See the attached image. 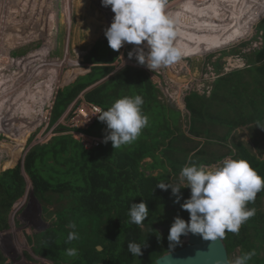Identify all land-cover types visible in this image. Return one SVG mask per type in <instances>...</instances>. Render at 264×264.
I'll return each instance as SVG.
<instances>
[{"label":"trees","instance_id":"1","mask_svg":"<svg viewBox=\"0 0 264 264\" xmlns=\"http://www.w3.org/2000/svg\"><path fill=\"white\" fill-rule=\"evenodd\" d=\"M257 5L252 6L257 10ZM179 7L187 10L186 6ZM251 7L247 12L251 13L250 19L257 21L262 18V14L254 15ZM171 19L175 32L184 28V23L178 22L177 17ZM107 44L108 40L96 43L84 60L92 63L89 71L59 89L54 99L56 71L50 82L39 83L32 95L35 106L43 109L41 103L47 106L55 100L53 113L57 117L80 90L109 74L111 66L95 65L117 57L118 50H113L109 44L108 49ZM107 49L108 53L105 52ZM257 56L248 61L251 66L218 76L210 95L192 91L186 96L193 136L207 135L209 140H216L217 134L213 130L226 126L227 130L218 136L225 141L239 127L247 125L254 129L264 125V49ZM257 63L262 64L257 66ZM160 91L147 70L127 65L86 89L83 97L107 110L121 97L140 95L144 100L141 112L147 116L148 124L137 140L115 149L111 141L86 148L71 134H60L27 153L24 166L38 197L49 200L48 195L56 194L59 199L66 200L63 208L52 213L49 227L37 235V252L41 256L55 264H156L159 256L171 251L167 237L174 218L189 219L188 211L182 210L180 204L190 197V189L182 188L180 203H174L171 189L162 190L156 187L158 183H178L182 167L189 162L200 166L212 165L226 155L247 160L264 177V159L240 140L234 143L238 151L226 154L209 152L196 145L184 147L180 143L181 138L191 142L195 137L175 130L180 110L160 101ZM43 112L36 111L35 116L31 114V122L25 124L26 119L23 120V129H20L7 117L9 114H4V108L1 110L4 125L0 131V145L8 148L11 156L10 161L2 165L6 169L0 173V222L24 189L20 163L10 167L13 156L19 151V143L39 123L35 118ZM151 119L156 124L153 129ZM75 129L104 137L106 125L97 120L87 129ZM12 137L19 141L12 144L8 141ZM146 158L152 161H145ZM150 170L158 172L147 173ZM259 193L253 202L246 204L247 209H255V214L240 225L238 233L226 231L223 238L230 253L236 248L240 249V255L255 251L248 264H264V207L261 197L264 190ZM142 200L147 204L148 217L142 225H137L130 222L128 213L132 203ZM69 223H75V229L69 228ZM73 231L79 238L68 242V234ZM130 242L145 244L141 256H133L128 251ZM98 245L102 246V251L96 250ZM68 248H76L78 255L67 256Z\"/></svg>","mask_w":264,"mask_h":264},{"label":"rangeland","instance_id":"2","mask_svg":"<svg viewBox=\"0 0 264 264\" xmlns=\"http://www.w3.org/2000/svg\"><path fill=\"white\" fill-rule=\"evenodd\" d=\"M187 1L189 3L185 4ZM253 4H258L257 10ZM179 6H186L187 10ZM248 7H251L254 15L262 14V18L257 21L250 19ZM163 11L170 19L177 17L178 22L184 23V28L175 32L174 39V46L178 47L180 38L177 34L186 35L184 39L188 46L186 51H182L184 55L180 60L151 71L139 64L135 57L129 59L128 52L136 46L125 44L118 50L114 60L95 64L111 66L110 73L85 86L68 102L62 114L54 117L55 100H51V104L47 106L41 103L43 109L35 106L33 90H37L36 86L41 82H50L56 71L54 99L57 91L64 85L68 86L79 75L88 72L92 63L83 60L96 43L107 40L104 32L110 27L114 12L111 6H102L101 0H0V114L4 108V114H9L10 117H7L12 119V123L23 129V120L26 119L25 124H28L32 120L31 114L35 116L36 111H44L43 115L35 118L39 122L37 126L19 143V151L13 156V164L10 166L20 163L24 189L11 208L5 211V218L0 222V264H55L37 252V235L49 227L52 213L63 208L66 200L59 199L56 194L48 195L49 200L38 197L24 162L31 149L48 142L53 136L71 134L78 140L88 138L82 132L72 129L69 118L70 108L77 105L76 99L81 101L86 89L127 65L144 66L149 74L153 73L152 80H155L161 90L158 99L170 108L180 110L175 130L195 137L190 132L191 120L186 107V96L192 91L210 95L218 76L236 68L251 66L248 61L258 58L257 54L264 49V0H164ZM173 26L175 30L174 23ZM246 26L253 28L242 37ZM203 33L210 34L215 44L201 51L195 47L199 45V40L193 38ZM220 34L228 38L232 36L230 44H219L227 42L220 40ZM236 37L239 39L237 42ZM108 49L105 50L106 53ZM195 51L200 54L190 56L187 53L193 54ZM34 53L38 56H34ZM261 64L257 63V66ZM2 117L0 116V131L4 125ZM150 121L153 129L156 124L154 120ZM226 130V126L213 130L217 134L216 140L211 141L207 135H201L191 142L181 138L180 143L184 147L196 145L209 152L226 154L230 151L237 152L238 148L234 143L240 140L260 159H264V125L254 129L247 125L239 127L231 132L228 139L220 140L218 136ZM8 141L16 144L19 140L12 137ZM10 156L11 151L0 145V173L6 169L2 165L10 161ZM228 156L230 155L225 157ZM145 161L152 159L146 158ZM149 172L157 174L158 170L147 171ZM261 197L264 207V195ZM187 236L181 239L177 248L186 245ZM238 256L239 248L229 252L230 260H235Z\"/></svg>","mask_w":264,"mask_h":264},{"label":"clouds","instance_id":"3","mask_svg":"<svg viewBox=\"0 0 264 264\" xmlns=\"http://www.w3.org/2000/svg\"><path fill=\"white\" fill-rule=\"evenodd\" d=\"M101 4L111 6L114 12L110 27L104 32L113 50H119L125 44L135 45L128 52L129 59L135 57L151 71L172 65L184 55L174 46L176 33L173 21L163 11L164 0H101ZM143 103L140 95L124 96L107 110L98 108L96 118L106 124L103 142L111 141L115 149L137 140L148 124L147 116L141 112ZM156 187L170 188L175 196L174 203H180L182 188L190 189V197L180 204L182 210L188 211L189 219L176 216L169 229L167 239L169 250H172L181 243V236L190 233L212 241L222 240L226 231L238 233L240 225L255 214V209H247L246 204L253 202L264 190V177L247 160L228 156L210 167L189 162L182 167L178 183L160 182ZM128 215L131 223L142 225L148 217L147 204L143 200L132 203ZM68 227L75 229L76 225L69 223ZM78 238L76 232H69L67 241ZM143 246L130 242L128 251L133 256H141ZM96 250L102 251L101 246L98 245ZM66 255L77 256V249L68 248ZM254 255L253 250L235 260L222 256L215 264H248Z\"/></svg>","mask_w":264,"mask_h":264},{"label":"water","instance_id":"4","mask_svg":"<svg viewBox=\"0 0 264 264\" xmlns=\"http://www.w3.org/2000/svg\"><path fill=\"white\" fill-rule=\"evenodd\" d=\"M222 256L229 259V252L223 239L205 240L199 234L190 233L186 245L162 254L156 259V264H215L217 258Z\"/></svg>","mask_w":264,"mask_h":264},{"label":"built area","instance_id":"5","mask_svg":"<svg viewBox=\"0 0 264 264\" xmlns=\"http://www.w3.org/2000/svg\"><path fill=\"white\" fill-rule=\"evenodd\" d=\"M151 76H153V73H151ZM75 103H77V105H74L72 108H70L71 113L69 114V118H71L70 124L72 125V129L76 130L75 127L87 129L98 120L95 115L96 110L98 108L102 109V107L94 103L88 102L84 99V97L81 98V101L76 99ZM80 132H82L81 134H85L88 136L87 139L84 140L83 138H81L80 140L86 148H93L103 142V137L101 136L89 134L83 131Z\"/></svg>","mask_w":264,"mask_h":264},{"label":"bare ground","instance_id":"6","mask_svg":"<svg viewBox=\"0 0 264 264\" xmlns=\"http://www.w3.org/2000/svg\"><path fill=\"white\" fill-rule=\"evenodd\" d=\"M26 1V0H25ZM107 21V20H106ZM246 29H245V31L243 32L244 34H241V36L243 37V36H246L250 31V28L252 29L253 27H248V26H246L245 27ZM249 28V29H248ZM23 30V29H22ZM252 32V31H251ZM223 34H220L219 36H220V40H222V41H227L226 43H223V44H221V45H225V44H230V41L232 40V36L230 37V38H228V37H223L222 36ZM177 36H178V38H180L179 39V43H180V45L178 46V48H180L182 51H186L187 50V46H188V43H187V41L184 39L185 38V36L186 35H181V34H177ZM180 36V37H179ZM212 37L210 36V34L208 35V33H203V34H200V36H195L193 39H198L199 40V45H195V47H196V49L198 48V49H200L201 51L204 49V48H206L207 46H209V45H212V44H215L214 42H213V40L211 39ZM230 40V41H229ZM239 39H238V37H236V41L235 42H237ZM205 45H204V44ZM263 43V42H262ZM194 45V44H193ZM208 48V47H207ZM188 53V55H190V56H194V55H199L200 54V52H198L197 53V51H195L193 54H191V53H189V52H187ZM230 59V58H229ZM62 61V60H61ZM65 62V61H64ZM83 62H84V60H83ZM185 65V64H184ZM182 103V102H181ZM43 115V114H42Z\"/></svg>","mask_w":264,"mask_h":264},{"label":"flooded vegetation","instance_id":"7","mask_svg":"<svg viewBox=\"0 0 264 264\" xmlns=\"http://www.w3.org/2000/svg\"><path fill=\"white\" fill-rule=\"evenodd\" d=\"M243 31H245V28H244V30ZM219 44H222L221 42H219Z\"/></svg>","mask_w":264,"mask_h":264},{"label":"crops","instance_id":"8","mask_svg":"<svg viewBox=\"0 0 264 264\" xmlns=\"http://www.w3.org/2000/svg\"><path fill=\"white\" fill-rule=\"evenodd\" d=\"M152 77V79L154 78L153 76H151ZM153 81H155V80H153Z\"/></svg>","mask_w":264,"mask_h":264}]
</instances>
